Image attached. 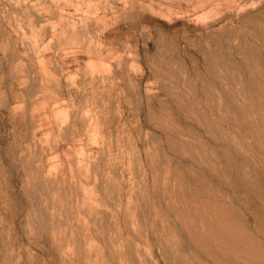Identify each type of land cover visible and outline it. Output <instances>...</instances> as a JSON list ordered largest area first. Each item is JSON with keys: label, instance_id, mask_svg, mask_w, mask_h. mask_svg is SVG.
Wrapping results in <instances>:
<instances>
[{"label": "rangeland", "instance_id": "374dc122", "mask_svg": "<svg viewBox=\"0 0 264 264\" xmlns=\"http://www.w3.org/2000/svg\"><path fill=\"white\" fill-rule=\"evenodd\" d=\"M0 264H264V0H0Z\"/></svg>", "mask_w": 264, "mask_h": 264}]
</instances>
